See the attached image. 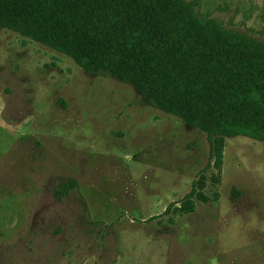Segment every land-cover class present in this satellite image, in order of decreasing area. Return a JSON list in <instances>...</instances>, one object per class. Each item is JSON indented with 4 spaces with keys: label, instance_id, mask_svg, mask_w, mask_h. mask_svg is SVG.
I'll return each mask as SVG.
<instances>
[{
    "label": "rangeland",
    "instance_id": "374dc122",
    "mask_svg": "<svg viewBox=\"0 0 264 264\" xmlns=\"http://www.w3.org/2000/svg\"><path fill=\"white\" fill-rule=\"evenodd\" d=\"M195 9L264 42V0ZM205 127L0 25V264H264V141L218 173Z\"/></svg>",
    "mask_w": 264,
    "mask_h": 264
},
{
    "label": "trees",
    "instance_id": "16d2710c",
    "mask_svg": "<svg viewBox=\"0 0 264 264\" xmlns=\"http://www.w3.org/2000/svg\"><path fill=\"white\" fill-rule=\"evenodd\" d=\"M199 0H0V25L129 81L167 113L206 124L207 164L223 137L264 141V42L196 12ZM64 194L77 181L60 183ZM184 204L178 210H187Z\"/></svg>",
    "mask_w": 264,
    "mask_h": 264
}]
</instances>
